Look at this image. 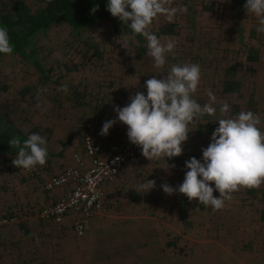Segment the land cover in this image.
<instances>
[{
    "label": "rangeland",
    "instance_id": "1",
    "mask_svg": "<svg viewBox=\"0 0 264 264\" xmlns=\"http://www.w3.org/2000/svg\"><path fill=\"white\" fill-rule=\"evenodd\" d=\"M161 3L163 11L153 18L148 31L167 23L176 26L175 34L158 37L162 44H175L174 50L166 53L163 68L154 66L145 37L138 43L110 19L96 22L80 37L64 24L45 31L35 46L48 80H41L30 62L16 53L0 57V118L28 136L38 133L45 138L47 149L55 152L47 166L37 165L36 175L28 176L15 166L0 173V239L6 240L0 243V264H264V225L259 220L264 208V184L255 189V198L246 192L248 188L241 187L218 211L211 206L201 210L196 199L188 200L189 228H185L175 207L177 192L168 195L161 187L167 183L178 188L180 176L187 171L185 161L202 157V149L211 142V135L197 134L198 116L189 124L191 130L181 156L153 160L140 156L127 162L117 175L126 174L121 190H116L114 216L106 212L108 215L100 218L102 202L84 235H75L73 219L56 224L36 214L52 204L50 191L43 184L54 169L74 165L75 156L88 162L82 148L87 128L91 126L102 144L105 140L101 138H107L98 133L94 111L108 109L90 111L95 93L116 97V106L124 107L136 92L146 95L147 79L162 78L173 64L200 66L201 79L192 98L202 107L215 109L209 116L217 127V120L237 117L230 111L233 103L244 109L252 95L261 121L258 127L264 131V33L257 31L259 19L246 11V0ZM29 5L36 7L40 1H30ZM248 53H256L257 59L247 60ZM71 64L79 68L69 70ZM229 65L238 69L241 98L221 92L222 73ZM77 89L86 93L89 105H73ZM116 129V139L129 142L127 126L116 120ZM16 156L17 152H11L0 157V165ZM26 180L37 186L31 191L28 188L21 197L25 190L20 187L28 186ZM148 180H154L155 187L143 193L139 186ZM127 190L138 192L132 203L127 202ZM27 194L30 201H26ZM213 194L219 195L215 190ZM10 212L14 215L8 218ZM4 219L6 222H2Z\"/></svg>",
    "mask_w": 264,
    "mask_h": 264
},
{
    "label": "clouds",
    "instance_id": "2",
    "mask_svg": "<svg viewBox=\"0 0 264 264\" xmlns=\"http://www.w3.org/2000/svg\"><path fill=\"white\" fill-rule=\"evenodd\" d=\"M106 7L113 17L128 24L133 33L147 39L154 66L163 68L166 53L172 52L175 44L173 41L162 44L148 31L153 18L163 11L161 0H108ZM244 7L259 19L257 31L264 33V0H246ZM98 8L99 5L94 6L91 12L95 13ZM12 52L8 30L0 26V53ZM200 79L198 64H173L162 78L152 76L145 81L146 95L136 92L126 106L114 108L116 119L104 122L100 134L107 135L118 120L127 126L129 141L140 147L148 160L181 156L191 130L189 124L198 115L215 114V109L202 107L192 98ZM217 121L218 127L211 134V142L202 149L201 159L191 157L185 161L187 171L178 188L167 183L161 185L164 193L172 195L178 191L189 201L196 199L200 204L211 206L213 211L222 210L225 200H231V194L241 187L258 189L264 184V131L258 127L260 118L252 111H242L235 118ZM8 143L18 149L12 160L16 168L31 171L37 165L46 164L47 142L38 133L30 134L23 141L14 137ZM139 187L146 193L155 187V181L148 180ZM214 190L218 196L213 194Z\"/></svg>",
    "mask_w": 264,
    "mask_h": 264
},
{
    "label": "trees",
    "instance_id": "3",
    "mask_svg": "<svg viewBox=\"0 0 264 264\" xmlns=\"http://www.w3.org/2000/svg\"><path fill=\"white\" fill-rule=\"evenodd\" d=\"M30 1L33 0H0V26L6 27L8 30L10 42L13 45L12 53H16L22 60L29 61L30 64L38 72L40 79L43 81L48 80L49 75L48 71L44 68L38 56V51L35 45L39 37L53 25H67L70 29H72L75 36L80 37L85 29L92 26L96 22L104 19H110L113 23H115L116 27H120L131 33L138 43H143L144 36L133 33L128 24H124L119 19L113 17L110 14L106 7L108 0H37L40 1V5H37L36 7L30 6ZM96 5H99L98 10L95 13H92L91 9ZM253 31L255 34L256 29ZM151 33L156 35L157 37H159L160 35H173L176 33V26L173 23L162 24L159 26L158 30L151 31ZM248 49L252 51L253 46H250ZM93 51L96 52L95 49H93ZM3 55L6 54L0 53V57ZM246 58L250 61L256 60L257 54L248 53L246 55ZM78 68L79 67L77 66V64H71L70 68L68 69L75 71ZM237 70L238 69L236 65H229L224 68L220 83L221 92L224 95L241 98V83L236 77ZM85 94L86 93L83 90H74V95L72 98L73 105H86L88 103V100H86L85 102ZM95 94L96 97L90 103V107H92L93 105L92 110L90 111L92 112L95 108L100 110V107L108 109L101 112H98L97 110L94 111L96 113L95 123H98V121H100L103 124L105 121H107V119L112 120L113 118H115L116 112L114 111V108L117 107L116 97L110 98V96L108 95L107 97H103L101 96L102 94L98 92ZM101 102H106V104L104 103V106H102L101 104L97 105ZM230 111L234 116H237L242 111H252L257 115L258 111L256 100L252 95H249L248 99L246 100L244 109L242 108L241 104L233 103L231 105ZM90 115L92 116L91 113ZM198 119L199 122L196 125L197 134L206 136L211 135L214 129L217 127L216 121L208 114L198 115ZM118 130L119 129H116L117 133ZM261 131L263 130L261 129ZM27 136L28 135L24 134V132L14 128L11 124H6L5 121L0 118V157H3L4 155L11 152L18 153V149L12 148L8 142L14 137H19L20 140L23 141L27 139ZM116 136V133L110 131L106 135L107 138H101V140H105L103 144L110 140H115L121 145L132 144L130 141L128 142L116 139ZM47 155L52 156L55 155V153L48 149ZM197 159H201V157H197ZM183 179L184 175H181L179 184L183 182ZM29 181L30 180H26V182ZM127 191V202L132 203L133 201H135L134 198L137 197L138 192L134 190ZM246 192H248V194H250L253 198H255L257 195L255 189L248 188L246 189ZM177 196L178 200L175 207L178 208L180 219L185 225V228H189L190 222L187 213L188 198L178 191ZM195 202L199 209L202 210L206 208L205 205L198 203L197 200H195ZM13 215L14 213L10 212L7 217L10 218ZM259 220L264 225V208L260 210ZM50 222L56 223L52 220H50ZM19 224H21L20 226L24 227V230L29 232L26 226H23L22 222H20Z\"/></svg>",
    "mask_w": 264,
    "mask_h": 264
},
{
    "label": "built area",
    "instance_id": "4",
    "mask_svg": "<svg viewBox=\"0 0 264 264\" xmlns=\"http://www.w3.org/2000/svg\"><path fill=\"white\" fill-rule=\"evenodd\" d=\"M92 131L89 126L82 141L88 162L75 156L74 165L63 168L44 182L46 190L68 186V191L51 205L36 211L39 218L56 223L73 214L72 228L77 236L85 234L90 218L101 208L104 185L112 183L128 161L143 156L140 147L134 144L121 145L115 140L102 144ZM10 167H14L12 160L6 159L0 165V173ZM26 172L28 176L38 174L36 168Z\"/></svg>",
    "mask_w": 264,
    "mask_h": 264
},
{
    "label": "crops",
    "instance_id": "5",
    "mask_svg": "<svg viewBox=\"0 0 264 264\" xmlns=\"http://www.w3.org/2000/svg\"><path fill=\"white\" fill-rule=\"evenodd\" d=\"M116 119L113 118L112 120ZM102 122L96 123V127L98 129V133H101V129H102ZM112 131L114 133H116V123L113 124V126L109 129V132ZM53 152V151H52ZM55 153V152H54ZM54 157V155H53ZM50 158H52V156L47 155V161L45 166H47V164H49V162L51 161ZM70 158H68L69 160ZM50 160V161H49ZM73 164H75V161L72 162ZM67 167V166H66ZM63 168H59V169H54V174L55 173H59ZM50 173V172H49ZM126 174H122V172L120 173V175L112 182L109 184L104 185L103 190H104V197H103V212L100 215V218L102 219V216H105V213L108 212V214L106 213V216H114L113 214H111L113 212V208L116 207V190L119 191L121 190V181L124 179ZM119 184V185H118ZM37 186L36 183L31 184L30 182L28 183V186H22L20 187L21 189H24L25 191L23 192V195L21 197L24 196V193L27 192V189L30 188L31 189H35V187ZM68 186H63V187H58L55 188L53 190H48L50 191V193H48L51 197V201L52 203L55 202L60 196H63L67 191H68ZM28 197V199H26V201H30L29 199L31 198V196L29 194L26 195ZM33 198H35V196L32 195ZM104 214V215H103ZM67 218V219H66ZM94 218V217H93ZM65 220H69L71 221L73 219V214H68L67 216H65L64 218ZM64 221V220H63ZM3 241H6L5 239H0V243H3Z\"/></svg>",
    "mask_w": 264,
    "mask_h": 264
}]
</instances>
